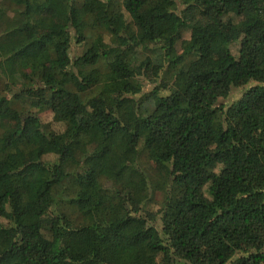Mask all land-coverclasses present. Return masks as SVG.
<instances>
[{"label": "trees", "instance_id": "obj_1", "mask_svg": "<svg viewBox=\"0 0 264 264\" xmlns=\"http://www.w3.org/2000/svg\"><path fill=\"white\" fill-rule=\"evenodd\" d=\"M0 118V264H264V0H0Z\"/></svg>", "mask_w": 264, "mask_h": 264}, {"label": "rangeland", "instance_id": "obj_2", "mask_svg": "<svg viewBox=\"0 0 264 264\" xmlns=\"http://www.w3.org/2000/svg\"><path fill=\"white\" fill-rule=\"evenodd\" d=\"M90 12L95 14V16H96L95 20L98 23H104L102 16L97 14V12L95 11V8H91ZM64 23H65L64 20L56 18L52 15H49L48 17H46V29L47 30L62 27ZM182 37H183V39H186L187 35L184 34ZM78 50H79L78 47L74 48V54H76L78 52ZM232 50L234 51L233 47H232ZM40 122L43 124H49L50 123V114L48 112L41 113L40 114ZM11 125H12V123L8 119L0 118V128H6V127H9ZM23 176L24 175L22 174L21 178ZM24 177L27 179L26 176H24ZM26 179L23 178L19 182L20 186L22 185L23 188H26V184H27ZM9 187H10L9 184H7V185H5L4 188H9ZM154 204H155V206L153 208L156 209L159 206V197L158 196L155 197Z\"/></svg>", "mask_w": 264, "mask_h": 264}]
</instances>
